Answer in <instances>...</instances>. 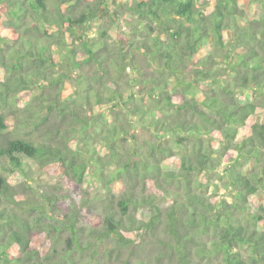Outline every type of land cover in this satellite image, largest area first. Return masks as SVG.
Masks as SVG:
<instances>
[{
	"label": "trees",
	"instance_id": "trees-1",
	"mask_svg": "<svg viewBox=\"0 0 264 264\" xmlns=\"http://www.w3.org/2000/svg\"><path fill=\"white\" fill-rule=\"evenodd\" d=\"M3 159L0 264H103L138 251L124 232L168 264H264V0H0ZM88 176L99 203L59 196Z\"/></svg>",
	"mask_w": 264,
	"mask_h": 264
},
{
	"label": "rangeland",
	"instance_id": "rangeland-1",
	"mask_svg": "<svg viewBox=\"0 0 264 264\" xmlns=\"http://www.w3.org/2000/svg\"><path fill=\"white\" fill-rule=\"evenodd\" d=\"M111 3H113V0H109V4ZM114 8L115 7L113 5H110L109 7H102L100 10V15L109 16L110 14H112V12H114L115 10ZM259 12H260L259 7L251 6L249 8L248 16L250 15V18L256 17L259 14ZM113 31H115V28L113 29ZM113 34L115 38L116 33ZM207 51L208 49L205 50V52ZM55 60H57V56H55ZM250 98L252 99V95L248 93V95L243 97L242 100L246 101L249 100ZM25 102L27 103L29 102L27 95L22 98V104H25ZM22 134H25V131H23ZM7 167H8V159L7 160L3 159L2 161H0V173L4 174L5 176L8 175ZM24 169L31 174L32 179L35 182V184H33L35 189L38 188L39 186H46V187L66 186L65 180L62 176L57 174L53 175L49 172L41 170L37 166L35 161L32 159L24 158ZM9 178L11 183H15L17 181L15 176L9 175ZM150 188L154 189L152 186H150ZM119 189L120 186L117 187V190ZM154 191L158 192L155 189ZM104 193L105 190L103 189L102 185L98 181L94 180L93 177L88 176L85 183L82 186L80 187L71 186L70 188L67 189L66 193L64 190L59 194V196L64 198H66L67 196L69 197L71 196L73 200L80 199L81 202L84 199H88L93 203H99V201L103 199ZM159 202L161 207L163 208H168L169 206L172 205V200L167 197H164L163 199L160 198ZM62 206L64 209H66L65 203H63ZM101 213H102L101 210L89 209L85 207L83 209V214L85 216L86 221L88 222H86L85 220L84 221L87 224H92V225L95 224L96 225L95 227H99L100 224H102L103 214ZM140 215L138 214L137 216H139L141 220H148L150 213L148 210H146L145 212L141 211ZM124 236L126 238L132 239L135 242L136 244L135 246L138 247V251L136 249L135 251L136 253L133 254L129 253V251H126L127 253L124 254L127 255L126 258L125 257L122 258V256L117 255V253H112V251L110 250L108 252H110L112 255L104 258L103 264H122L119 262V258L126 260L124 262H129L130 264H147V262L149 261L151 262V264H168V262H170V260L173 259L171 252L166 249L162 250V248H160L157 245L156 240L154 239L146 240L144 239V236L138 232H133V233L124 232ZM248 251L249 250L247 249H242V254L246 255L249 253Z\"/></svg>",
	"mask_w": 264,
	"mask_h": 264
}]
</instances>
